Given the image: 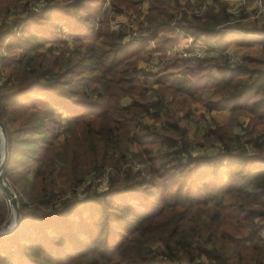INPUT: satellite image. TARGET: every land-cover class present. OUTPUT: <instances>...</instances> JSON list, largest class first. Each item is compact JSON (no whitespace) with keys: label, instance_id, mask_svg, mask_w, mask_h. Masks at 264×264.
I'll return each mask as SVG.
<instances>
[{"label":"trees","instance_id":"obj_1","mask_svg":"<svg viewBox=\"0 0 264 264\" xmlns=\"http://www.w3.org/2000/svg\"><path fill=\"white\" fill-rule=\"evenodd\" d=\"M144 1L145 11L137 9ZM96 2L100 0H0V36L9 37L22 22H34L28 36L14 40L17 51L2 56L4 177H11L17 191L21 221L11 235L0 238V264H64L74 257H87L84 264H202L201 259L205 264H264V60H253L262 67L231 66L218 54L196 58L189 66L175 55L148 73L138 65L143 45L124 42L134 31L143 44L164 34L157 43L163 49L180 30L194 37L214 36L221 29L241 32L243 17L228 13L219 0H211L198 17L186 11L189 0H114V13L136 7L128 23L131 34L72 33L74 47L68 39H56L60 28L49 19L74 15L78 24L91 23L87 6ZM41 10L48 21L38 16ZM261 23L250 28L264 33ZM214 71L219 77L211 78ZM169 74L185 78L164 83ZM149 76L157 77L162 94L155 90V97L147 99ZM205 77L212 89L201 100L206 112L230 106L249 116L240 133L205 129V140L216 149L213 156L193 153L187 138L193 109L186 102L196 98L194 90ZM114 83L129 100L112 115L104 99ZM167 91L184 95L171 109L163 95ZM257 94L263 96L252 100ZM57 108L71 114L66 128L57 122ZM71 142L81 149H70L72 168L87 162L88 170L107 180L104 190L84 186L71 191L56 183L63 176L56 164L66 162ZM48 150L54 152L50 168L39 162ZM32 161L37 165L26 183L38 193L30 197L12 173L29 168ZM220 162L223 166L211 174L201 172L203 164ZM224 167L221 181L217 171ZM201 204L206 214L202 225L179 228L178 221ZM5 208L0 190V223ZM155 235L160 245L151 255L149 240Z\"/></svg>","mask_w":264,"mask_h":264},{"label":"rangeland","instance_id":"obj_2","mask_svg":"<svg viewBox=\"0 0 264 264\" xmlns=\"http://www.w3.org/2000/svg\"><path fill=\"white\" fill-rule=\"evenodd\" d=\"M219 1L223 3L224 6H227L228 9L230 10L232 9L233 11L236 10L234 12L236 13L235 14L236 16H240V17L245 16V13H242L241 11L239 12L237 11L241 7L240 4L243 3L234 0H228V1L219 0ZM113 2L114 0H109V3L107 2V0H100V2L98 3L96 2L94 4H90L91 6H87L88 12H90V14H93L91 23L78 24L77 22H75L74 15H72L74 19L72 17H66V18L59 17V18H55L54 20L49 19V21L51 20V24L53 26L56 25L57 23L56 27L60 28L61 33H59L57 30L56 32H54L55 37H57L56 39H61V40L68 39L69 45H72V47H74L78 45L74 44L73 38L69 37L71 36L70 34L72 33H78L79 35H94L99 30L103 31L104 34H109L111 32H118L121 30V31H125L126 35L127 33L131 34V29L130 26L128 25V23L130 22L129 17L136 11V7L133 9L132 8L124 9L121 13H114L112 11ZM190 2L189 5L190 7H192L193 1L191 3ZM252 2L253 0H248V2H246V4L242 6V9L244 8V6L254 7L256 3L255 2L252 3ZM146 5H147L146 1L140 3V6H144L145 8ZM145 8L142 11H145ZM78 13L79 15H84L83 10H79ZM38 16L43 19L46 18L45 21H48L47 15L42 14V10L38 11ZM82 18H84V16H82ZM1 21L3 20H2V15L0 14V22ZM240 22L242 23L243 26H246L245 30H241V32H237L231 29L221 33H215L214 36L213 35L206 36L205 34H199L196 38L203 39L204 42L210 44L211 45L210 49L214 50V56H217L220 52V54H222L226 59L227 63L231 66L246 64L249 67H262L261 65L253 62V60H257V61L264 60V33L253 32L252 28H250L253 24L260 25L262 23L261 21L250 18L249 16L247 18H242ZM33 24H34L33 21L22 22L13 30V32L9 37L0 36V53L7 54L10 51L16 52L17 43L14 44L15 42L14 40L21 36H28L27 33L34 27ZM183 32L184 35H180L179 31H177L174 43L166 47H163V49H161L162 47H160V45H158L157 43L161 42L166 37L164 34H161L159 36L160 39L158 38V40L156 41L148 40L144 42V44L140 42H132L131 41L132 36L131 37L125 36L124 42L127 43L128 41H131L132 43L130 42V46H133L134 48L143 45L142 47L144 48V51L141 54V58L138 59V65L143 69L144 67L147 68L148 73H154L155 70H148V69H152L148 67L149 66L154 67V65H157V63L159 62V59L156 58L158 57L157 55H159L158 51L162 52L163 54V52H165L166 49H170L174 46H177V44L183 49L186 46L188 40H190L191 38H193V40L195 39L194 37L195 34L193 32L186 30H183ZM8 45H12V47L8 49ZM159 49H161L162 51H160ZM211 56L212 53H208L203 55L202 57H211ZM171 59L173 60L174 57L169 58L170 61ZM158 65H160V63H158ZM3 77H4L3 74H1L0 75L1 82ZM179 77H180L179 75L170 76L169 74L167 77H165L164 83H173L174 81L176 82V80L178 79L185 78V76H182L181 78ZM217 77H219V74H217L216 71H214L211 78H217ZM156 80H157L156 76L147 77V87H148L147 99H149L150 97L152 98L155 97L153 93L155 90H157V93L162 94V92L159 89V86L155 84ZM209 83L210 80L208 79V77H205L202 81L199 80L198 86L196 87L197 90H194L196 91V98L187 99L186 103H189V105H191V108L193 109V114H192L193 119L190 121V127H188L187 138L191 148L193 149V153H200V155L202 154V155L213 156V154L216 152V149L211 145L212 144L211 140L208 139L205 140L204 138L205 129L207 128L215 129L216 127H220L223 129V131H225L230 135L240 133L242 124L243 123L246 124L247 118L249 116L240 110L231 111L230 106L224 107L221 110L206 112L202 107L201 100L209 97L210 93H212V89L208 88ZM113 92H116V95L112 94ZM163 95L165 97V103H167L170 109L176 106V102L174 101L183 99L184 97V95L181 92H177L176 94H174L173 92L167 91ZM261 96H263V94H257L252 96L251 99L253 100ZM128 100H129L128 97L121 91V87L119 86V84L114 83L111 85L108 94L105 95L104 106L106 107V109H108L110 114L115 115L117 110H119L120 108L125 106V104L128 103ZM53 113L58 120L57 122L66 128L68 126L66 119L67 118L69 119L71 117V114L67 113L66 110L63 109L59 110L58 108L54 109ZM147 120L149 122H152V120H150L149 118ZM161 121H156L154 123L155 125L159 126L160 123H162ZM71 128L73 129L72 126ZM65 135L69 136L70 133L66 131ZM74 148L77 147L74 143L71 142L70 145L68 146V151H67L68 155L67 157L63 158V159L67 158L66 162H59L56 164V167H60V168L62 167L61 172L63 173L62 177L60 178L56 177L55 179L56 183L59 184L60 187H62L63 189L71 190V191L73 189H77V191H79V189H81L84 186L95 187L99 191L104 190L107 185V180L101 176H98L99 173L96 170L93 171L88 170L89 165L87 164V162L86 163L80 162L79 164L76 165L75 169L72 168L71 158L68 157L71 156L70 149H74ZM77 150L79 153L81 152L80 148H77ZM131 150L133 149L131 148ZM155 150H162V148L155 147ZM52 154H54V152L52 150H48L46 151L45 155L44 154L41 155L39 160L40 165L46 168H50L49 165L53 160ZM1 156H2V148H1V140H0V160H1ZM31 163L32 164L30 165L29 168L15 170L12 174L14 178L18 180L20 185L23 184L26 185L25 190L27 194L30 197H33L35 194L38 193V189L35 188L33 184L26 183L29 182L31 179V173L33 171L31 167L33 166L34 168L37 165L36 162L34 161H32ZM221 165L223 166V162H220V165L217 166L213 164L211 165L209 163L203 164L202 166L203 171L201 172L206 174H211V172L215 167L220 168ZM215 169L217 170V168ZM223 169H218L217 171L221 181H222V176H224L226 173L225 167ZM236 169H238V167H236ZM74 179L77 180L74 182L72 181ZM4 181L11 187L10 176L8 178L5 177ZM11 188L13 190V186ZM16 188L19 193L23 194V192L20 190V186L16 185ZM149 189H150L149 192L151 193L154 191V188H149ZM196 193L198 192L196 191ZM15 197L17 199V191L15 193ZM23 197L26 200H29L27 196H25L24 194ZM151 201L153 207L156 206V204L153 203V201L155 200H151ZM5 202H6L5 216L2 222L0 223V230L4 228H8L9 223L11 221H14L13 209L6 198H5ZM211 203L212 200L209 199L206 205L209 206L211 205ZM204 206L205 205L202 204L199 205L198 206L199 210L192 207L191 216L178 221V227L187 228L189 225L192 224L202 225V223L206 220V214L200 210ZM149 243H150L149 245L151 247L150 249L152 255L154 253V247L156 245L157 246L160 245V240H158L157 235L151 236ZM86 260L87 257H74L73 259L66 261L64 264H84ZM200 262L202 264H205L206 261L201 259Z\"/></svg>","mask_w":264,"mask_h":264},{"label":"built area","instance_id":"obj_3","mask_svg":"<svg viewBox=\"0 0 264 264\" xmlns=\"http://www.w3.org/2000/svg\"><path fill=\"white\" fill-rule=\"evenodd\" d=\"M190 1L191 2L193 1L192 7H190V5H189V8H187L186 11L188 12V14L196 16V17H198L199 15H202L203 11L206 9V6L209 5L211 2V0H202V1L189 0V2ZM225 1H228V0H225ZM234 1H238L240 3H243V4H240L241 7L239 8V10H237L238 12L241 11L242 13H245V16H243V18H247L249 16L250 18L257 19L261 22L264 21V6H263L261 0H253L252 3H254V2L256 3V5L254 7L244 6L243 9H242V6L245 5L246 2H248V0H234ZM107 2L109 3V0H107ZM236 4H238V3H236ZM144 8H145L144 6H140V5L137 6V9H139V10H143ZM225 8H226V11L228 13H230L231 15H233L235 17H240V16L235 15L236 13H234V12L236 10L235 11H233L232 9L230 10L227 8V6H225ZM247 11H249V12H247ZM246 15H248V16H246ZM133 19H134V15L132 14L129 17V21L133 20ZM228 30H230V29H228ZM228 30L227 29H221V31H228ZM233 30L237 31L236 29H233ZM237 32H239V31H237ZM179 33H180V35H184L183 30H180ZM137 34H138V32H136V31L133 32V34H132L133 36L131 39L132 42H140V39L137 38ZM191 39L187 41V44L183 49L179 48L177 46H174L170 49H166V51L163 52V54H162V52L158 51L159 55H157L158 57H156L157 59H159L158 63H160V65L161 64L163 65L166 61L169 60L170 57H174L175 55H177L180 58L186 59L189 66H191V65H193L196 58H202L203 55L208 54V53L214 54V50L210 49L211 45L204 42L203 39H199L196 37L194 40H193V38H191ZM131 41H128V42H131ZM219 54H220V52H219ZM3 55H5V54L0 53V75L2 74L1 73V64H2V56ZM225 56H227V55H225ZM158 63H157V65H154V67L149 66L148 68H152V69H148V70L157 69L158 66H160V65H158ZM143 70L147 71V68L144 67ZM1 83L2 82L0 81V84Z\"/></svg>","mask_w":264,"mask_h":264},{"label":"water","instance_id":"obj_4","mask_svg":"<svg viewBox=\"0 0 264 264\" xmlns=\"http://www.w3.org/2000/svg\"><path fill=\"white\" fill-rule=\"evenodd\" d=\"M0 140H1V148H2V156L0 160V190L2 191L4 197L8 200L9 204L13 209L14 215V223L9 228H4L0 230V238L7 237L11 235L16 228L19 226L21 221L20 208L18 204V200L15 197V193L12 188L4 181V171H5V162L7 158V140H6V132L2 122H0Z\"/></svg>","mask_w":264,"mask_h":264},{"label":"bare ground","instance_id":"obj_5","mask_svg":"<svg viewBox=\"0 0 264 264\" xmlns=\"http://www.w3.org/2000/svg\"><path fill=\"white\" fill-rule=\"evenodd\" d=\"M12 223H14V221H11L10 223H9V228L13 225Z\"/></svg>","mask_w":264,"mask_h":264},{"label":"crops","instance_id":"obj_6","mask_svg":"<svg viewBox=\"0 0 264 264\" xmlns=\"http://www.w3.org/2000/svg\"><path fill=\"white\" fill-rule=\"evenodd\" d=\"M127 18V17H126ZM177 47L181 48L178 44H177ZM212 56H214V54H212Z\"/></svg>","mask_w":264,"mask_h":264}]
</instances>
